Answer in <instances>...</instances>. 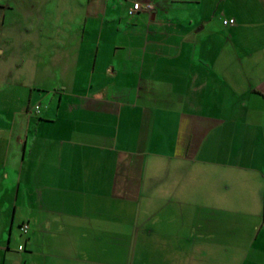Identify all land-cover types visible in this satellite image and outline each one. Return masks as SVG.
Returning a JSON list of instances; mask_svg holds the SVG:
<instances>
[{"label": "crops", "instance_id": "obj_1", "mask_svg": "<svg viewBox=\"0 0 264 264\" xmlns=\"http://www.w3.org/2000/svg\"><path fill=\"white\" fill-rule=\"evenodd\" d=\"M74 3L29 31L50 50L41 73L28 59L38 83L0 87V264H109L122 235L169 264H264V0Z\"/></svg>", "mask_w": 264, "mask_h": 264}, {"label": "rangeland", "instance_id": "obj_2", "mask_svg": "<svg viewBox=\"0 0 264 264\" xmlns=\"http://www.w3.org/2000/svg\"><path fill=\"white\" fill-rule=\"evenodd\" d=\"M74 1L75 0H0V29L1 34H4V36L0 38L1 40H8V46L3 53H0V87L3 85L5 86V83L8 82V78L10 79L12 77L11 81H15L17 77L19 79L21 76H24V79L22 78L23 82L18 84L15 89L13 83L10 82V85L6 86L7 89L4 91V93L6 92L5 94L13 96L17 95L18 91L19 93L24 94V90L28 83H38L37 80L32 79V73H34L35 70L33 71L32 66L30 65L31 61L28 59L31 58V60L34 59L35 62H37V71L41 73L42 59H46L50 50L46 44L47 39H45L44 36L35 37L29 35V31L33 32L34 30L42 29L43 26L44 28H48L49 21L45 19V15L60 12L61 10L59 9L62 6H65V8L70 7L72 12H74L76 8ZM193 1H197V4L191 7L193 9H191V11L194 15L197 13L201 15L210 13L217 14L221 9L224 10L226 14L240 15L243 13H249V6L240 4V1L242 0ZM247 2H249V0H247ZM37 15L44 16L45 20L39 19L40 16L37 18ZM69 20V22L73 24L74 18L69 17ZM250 28L249 22L243 26V29L247 34L249 30H251ZM13 30H16V33ZM50 48L52 49L53 47ZM13 98L16 99V97ZM32 101L33 99H31V102ZM7 105H9L8 108L10 109L14 108L13 105ZM123 221H125V219H123ZM119 230L124 233L129 229H125L124 227ZM12 233H16L18 239L24 237L20 233L16 223L12 226ZM122 236L123 238L121 240L116 238L113 245H108L107 253L109 257L107 263H170L168 260L165 261V258L170 254L169 252L171 251L172 246L163 244L159 245V243L154 240L153 236L147 238V240L138 236L136 241L129 240L127 236ZM10 247H15V245L12 244ZM100 248H102V246H98L97 255L99 257L102 254L101 252H103Z\"/></svg>", "mask_w": 264, "mask_h": 264}, {"label": "built area", "instance_id": "obj_3", "mask_svg": "<svg viewBox=\"0 0 264 264\" xmlns=\"http://www.w3.org/2000/svg\"><path fill=\"white\" fill-rule=\"evenodd\" d=\"M141 8H144V9H151L152 8V5L151 3H144V4H140L139 2H134L131 6V8L129 9V13L130 14H133L134 12H136L137 10L141 9ZM223 23L224 24H227V25H230L233 23V18H226V19H223ZM32 112L35 113V114H39L40 112V105L39 104H34L32 106ZM19 230L21 233H26L27 230H28V225L26 222H23L20 224L19 226ZM18 249H22V245H18Z\"/></svg>", "mask_w": 264, "mask_h": 264}, {"label": "trees", "instance_id": "obj_4", "mask_svg": "<svg viewBox=\"0 0 264 264\" xmlns=\"http://www.w3.org/2000/svg\"><path fill=\"white\" fill-rule=\"evenodd\" d=\"M23 223V222H22ZM20 226V225H19ZM20 231V230H19ZM21 233V232H20ZM27 233V232H26ZM26 233H24V234H26ZM21 234H23V233H21ZM23 247V246H22Z\"/></svg>", "mask_w": 264, "mask_h": 264}]
</instances>
